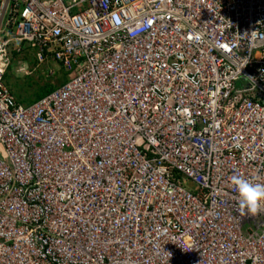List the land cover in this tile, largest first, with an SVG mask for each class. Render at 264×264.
I'll return each mask as SVG.
<instances>
[{
    "label": "built area",
    "instance_id": "obj_1",
    "mask_svg": "<svg viewBox=\"0 0 264 264\" xmlns=\"http://www.w3.org/2000/svg\"><path fill=\"white\" fill-rule=\"evenodd\" d=\"M235 174L264 182V0H0V264H264Z\"/></svg>",
    "mask_w": 264,
    "mask_h": 264
},
{
    "label": "rangeland",
    "instance_id": "obj_2",
    "mask_svg": "<svg viewBox=\"0 0 264 264\" xmlns=\"http://www.w3.org/2000/svg\"><path fill=\"white\" fill-rule=\"evenodd\" d=\"M26 62L29 67L33 68L35 65L32 58L27 59ZM47 67H40L36 72L28 76H23L22 74H16L14 71L9 73L6 78V83L11 89L13 94L17 99L21 101H26L27 104H31L38 98V92L40 89L48 86H61L64 76L58 75L52 80L47 78L45 75Z\"/></svg>",
    "mask_w": 264,
    "mask_h": 264
},
{
    "label": "clouds",
    "instance_id": "obj_3",
    "mask_svg": "<svg viewBox=\"0 0 264 264\" xmlns=\"http://www.w3.org/2000/svg\"><path fill=\"white\" fill-rule=\"evenodd\" d=\"M18 100L27 104L26 101ZM229 184L235 193V201L242 214L258 215L264 212V182L235 174L229 178Z\"/></svg>",
    "mask_w": 264,
    "mask_h": 264
},
{
    "label": "trees",
    "instance_id": "obj_4",
    "mask_svg": "<svg viewBox=\"0 0 264 264\" xmlns=\"http://www.w3.org/2000/svg\"><path fill=\"white\" fill-rule=\"evenodd\" d=\"M6 78H7V77H6ZM66 81H67V79L64 78L62 84H63L64 82H66ZM56 89H57V86H53V85H48V86H46V87L40 89V92H38L39 94H38V98L36 99V101H38V100H40L41 98H43V97H45V96L51 94V93L54 92ZM34 102H35V101H34Z\"/></svg>",
    "mask_w": 264,
    "mask_h": 264
}]
</instances>
